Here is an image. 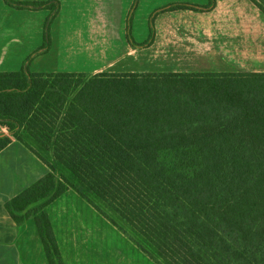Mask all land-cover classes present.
<instances>
[{
    "label": "trees",
    "instance_id": "16d2710c",
    "mask_svg": "<svg viewBox=\"0 0 264 264\" xmlns=\"http://www.w3.org/2000/svg\"><path fill=\"white\" fill-rule=\"evenodd\" d=\"M250 1L264 13V0ZM4 2L49 10V49L59 1ZM151 38L135 43L127 18L133 48ZM0 124L49 169L6 204L16 223L34 219L49 264L63 261L46 207L68 189L156 264H264V73L25 66L0 72ZM9 141L0 137V151Z\"/></svg>",
    "mask_w": 264,
    "mask_h": 264
},
{
    "label": "crops",
    "instance_id": "0c3cea01",
    "mask_svg": "<svg viewBox=\"0 0 264 264\" xmlns=\"http://www.w3.org/2000/svg\"><path fill=\"white\" fill-rule=\"evenodd\" d=\"M58 1L59 11L50 24L51 44L42 52L48 10L16 9L0 0V72H16L26 66L34 73H264V13L250 0H216L215 8L222 1L227 3L226 12L242 38L239 43L229 42L227 46L223 33L215 34L220 38L214 41L208 31L182 36L176 49L184 50L189 59L178 58V62L168 61L167 56L154 59L158 35L147 48H133L125 42L126 19L125 28L115 21L124 19L132 0ZM69 21L72 37L78 38L79 43H67L61 48L60 39L66 37ZM145 33V21L133 16L132 35L142 40ZM69 54L68 65L64 57ZM75 55L82 58L78 70L73 64ZM102 55L110 56L104 59ZM89 57L93 58L91 63L83 62ZM0 137L10 139L0 151V264H49L34 219L18 224L6 209L9 201L44 177L49 169L2 124ZM46 212L63 264H156L72 189L49 203Z\"/></svg>",
    "mask_w": 264,
    "mask_h": 264
},
{
    "label": "rangeland",
    "instance_id": "374dc122",
    "mask_svg": "<svg viewBox=\"0 0 264 264\" xmlns=\"http://www.w3.org/2000/svg\"><path fill=\"white\" fill-rule=\"evenodd\" d=\"M203 1L205 2L199 4ZM176 3H191L198 5H205L208 3V0H132L128 7L127 10L128 12H126L127 15H125L124 19L120 20L119 22L115 21V24L118 23L123 24L125 28V19H126V33H127V18L131 17V34H132L133 16L138 21H145V26H146L145 37L142 40H137L135 36L132 35V38L135 43L144 44L147 40H149L152 37L151 45H153L156 42V38L158 35L160 40L155 43L156 44L154 49L155 60L162 58V56L163 57L167 56L168 61L178 62V58L181 59L183 58L188 60L189 57L188 55H186L184 50L176 49L177 46L179 45L180 40L182 39L181 38L182 36L185 37L190 35H196V33L198 34L208 31L210 33L211 38L214 41H219L220 37H216L215 34L221 35L223 33L225 35V39H226L225 44L227 46L229 42L233 44H237L239 43L240 39L242 40V38L237 34V29H234L235 25L231 20V15L227 14L226 12L228 7L225 1L219 3V5L216 8H215L216 6L215 3L214 6L215 9L212 8L209 11H200L193 9H176V10L168 9L170 6ZM164 9L169 11H165ZM48 15H49V10L47 16ZM71 26H72V22L69 21L65 32L66 37L64 39H60L61 48H64V46H66L65 44L67 43H69L72 46H76L79 43L78 38L72 37L73 31L70 30ZM78 36L82 38L81 35L78 34ZM124 40L126 43L128 42L125 36H124ZM139 48H142V46L137 47V49ZM70 56L71 54H69L67 57H64V61H67L68 65L71 64ZM108 56L110 55H102V58L106 59ZM72 58L76 70L80 69L82 58L78 55H75ZM94 58H95L94 60H96V55H94ZM92 61H93L92 57L83 59V62L91 63Z\"/></svg>",
    "mask_w": 264,
    "mask_h": 264
}]
</instances>
